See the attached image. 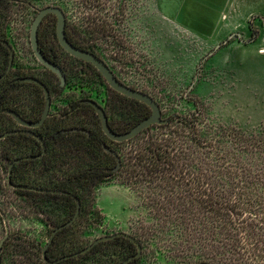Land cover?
<instances>
[{"label":"rangeland","instance_id":"374dc122","mask_svg":"<svg viewBox=\"0 0 264 264\" xmlns=\"http://www.w3.org/2000/svg\"><path fill=\"white\" fill-rule=\"evenodd\" d=\"M24 1L26 3L4 0L0 4V28H6L5 34L13 41L18 60L24 65L22 71L41 73L42 67L30 49L31 23L36 15L32 6H61L72 31L87 32L97 19L102 27V35L97 39L100 55L119 79L151 94L160 103L164 118L179 115L195 119L196 133L203 142L221 136L233 139L234 142L226 141L225 146L239 152L235 158L243 167L254 170L264 166V143L260 148L250 146L249 151L234 149L246 145L242 143L247 138L264 137V0ZM67 58L71 69L82 67L79 60ZM2 59L4 56L0 54V62ZM86 69L90 79L73 73L64 90L54 89L51 112L62 110L69 98H78L79 92L69 95L75 87L94 96L103 105L109 98V105L114 91L95 70ZM52 81L55 83L56 80ZM31 87L30 84L17 86L14 92L20 90L26 92L25 95L10 98L8 102L26 116L35 118L40 112L37 111V99L29 93ZM146 112V108L137 107L136 117L132 120L113 112L117 118L116 126L125 128L127 122L135 121ZM92 113L82 109L63 120L62 125H85L98 130ZM119 120L123 123H118ZM14 125L16 123L9 116H1L0 133ZM182 128V123L175 118L166 127H153L130 141L109 142L121 155L123 168L105 180L71 184L84 195L86 203L74 229L73 240L79 246L117 231L134 233L140 218L146 219L144 223L154 220L148 202V182L129 179L131 156L137 152L138 145L148 144L151 136ZM187 129L191 130L190 127ZM71 141L68 151H63L66 144L57 145L58 149L62 148L48 160L23 163L18 181L47 186L64 184L67 176L79 174L83 168L113 163L104 150L95 148L88 139L72 136ZM188 142L184 148L186 177L190 180L187 187L195 197L199 164L208 148L197 145L190 138ZM32 150V139L22 136L15 140L0 139V207L7 215L11 230V238L3 250V264H18L21 260L28 264L29 260L35 259L28 239L44 246L55 223L66 217L62 205L51 203L42 195L21 194L8 184L10 159L7 157L28 154ZM227 167H214L217 175L212 178L220 187L227 180H233L232 176L225 175ZM218 170L223 174H218ZM258 178L261 179L257 180L255 174L247 177L249 181L263 184L264 175ZM5 233V223L0 215V239ZM72 238L70 234L65 242ZM108 255L109 252L99 251L65 264H102ZM140 264L186 263L153 244L144 248Z\"/></svg>","mask_w":264,"mask_h":264},{"label":"trees","instance_id":"16d2710c","mask_svg":"<svg viewBox=\"0 0 264 264\" xmlns=\"http://www.w3.org/2000/svg\"><path fill=\"white\" fill-rule=\"evenodd\" d=\"M90 1L97 2V0ZM0 2L3 4V0H0ZM66 30L67 36L73 44L101 56L97 39L102 35V27L97 19L87 32L83 33L79 29L72 31L68 23ZM73 57L82 64L83 62L89 63L93 66L89 68L95 70L100 77L103 76L93 63L74 55ZM104 80H106L105 77ZM55 90L60 91L62 88L57 87ZM137 101V107L142 110L146 108L148 112L130 123L131 127L151 113V108L146 103L138 99ZM44 104L42 102L40 114L44 109ZM175 118H178V121L182 123V129L164 131L162 135L157 137L151 136L148 144L138 145L137 152L131 156L129 179L148 182V202L151 205V216L154 219L152 222L146 221L144 223L146 219L140 218L138 229L131 234L142 244L143 250L147 245L154 244L161 250L166 251L167 254L178 257L186 264L194 262L264 264V183L247 179V177L255 174L257 180H260L261 178L258 177L264 175V166L250 170L239 164L235 158L239 152L225 146L226 141L234 142L233 139H225L221 136L214 141L203 142L196 133L195 119L192 120L179 115L171 116L166 124H155L146 130L153 127H166ZM118 123L123 122L119 121ZM73 126L85 127L91 130L90 135L84 132H73V136L88 139L95 148L108 152L103 147L105 141L102 139L93 140L92 135L100 138L99 130L85 125ZM187 127H190L191 130H188ZM116 128L115 130L118 132L126 131L124 128L120 129L117 126ZM189 138L197 145L208 148V151L203 152L204 155L199 164L195 197H192L191 188L187 187L190 186V180L186 177L188 171H186L185 166L184 148L188 146ZM238 142L240 141L238 140ZM262 143H264L263 135L247 138L242 143L246 145H241L240 149L238 147L234 149L240 152L249 151L250 146L260 148ZM7 158L12 161L14 157L8 156ZM231 160L232 163H230ZM29 161L31 160H25V162ZM116 164L117 162L114 166ZM224 165L225 167L228 165V171L225 172V175L232 176L233 180H227L228 182L220 187L221 185L217 184L212 176L217 175L215 173L217 170L214 167ZM114 166L100 164L88 166L81 169L79 174L69 176L66 183L53 186L33 184L26 180L17 181L52 189L69 190L79 196L82 201V209L78 218L71 225L60 229L49 245L47 255L50 259H56L85 247L79 246V243L73 239L76 235L74 233L75 226L83 215L86 203L84 195L76 191L71 184L83 180L97 182L110 178L123 168V161L116 172L113 171ZM209 171L213 173L211 174ZM218 174L223 173L219 171ZM19 192L28 195H42L47 197L51 203L62 205V208L66 211V217L56 222L55 228L69 220L77 209V200L71 194L39 192L28 189H21ZM70 234L73 238L69 242H65ZM10 238L11 234L5 241L4 247ZM28 245L36 256L35 259L30 258L28 264H51L43 257V245L33 243L29 239ZM137 250L138 245L135 240L120 235L113 239L101 241L88 252L63 259L56 264H65L79 258L89 257L99 251L109 252L108 257L102 261V264H119ZM142 256L143 252L141 257L133 258L126 264H140ZM18 264H24V261L21 260Z\"/></svg>","mask_w":264,"mask_h":264},{"label":"flooded vegetation","instance_id":"af4514ba","mask_svg":"<svg viewBox=\"0 0 264 264\" xmlns=\"http://www.w3.org/2000/svg\"><path fill=\"white\" fill-rule=\"evenodd\" d=\"M13 1L26 3L24 0H20V1L19 0H13ZM32 8H34V10L36 11V15H37L38 8H41V7L35 8L34 6H32ZM31 25H32V23H31ZM66 25H67V21H66ZM5 29L6 28H0V38L7 40L9 42V44L11 45V47H9L8 44H6L2 40H0V54L4 56V59H2V61L0 62V76H2L0 79V100H1L0 118H1V116L6 115V116H9L16 123V125L9 127L3 133H5L9 130H13V129H19L21 131L9 133L5 137L0 138V139H13V140H15L16 137L18 138V136H22L25 138L32 139L33 150L28 154L18 155L14 158L11 157L12 161L17 157H21V156H25V155H36L35 158L23 159L20 162L15 163V165L13 166V169H12V173H11V177H12L13 182L19 183V182H17L18 181L17 178L21 172L20 171L21 165L25 162V160H31L29 162H32V163L36 162L38 160H48L50 158V156L53 155L54 152L60 151V149L62 148V147H60L58 149L57 145L66 144V146H65L66 149H64L63 151H68V149H70L71 146H69V145H72L71 138L73 136V134H72L73 132L66 131V129L69 127H73V126H69V127L64 126V125H62V122L67 117H70L72 113H75V112L80 111L82 109L91 110L93 112L92 114L95 116L94 125H96V127L100 131V134H99L100 138L96 137L95 135H92L93 140L98 141V139H102L103 141H105L108 144H109V142H112L113 144L122 143V142H118V141L110 139L104 133L102 125H101L100 117L97 114L95 108L91 104L86 103L84 100L94 99L97 102H99V101L94 96H90L88 93L83 92L82 89H78L76 87L70 90L69 95L71 96V95L76 94L75 92H79L80 95L78 96V98H73V97L69 98L67 100L66 106L62 110H57V112H51V109H50V114L43 124H41L40 126L35 127V128H29L27 126L20 125L15 120L13 115H11L9 112H7L5 110L6 108H11V109L18 111L24 118L29 119V120H38L41 117L43 110H42L41 114H38L37 117L33 118L30 116H26L17 107H15L12 103H9L8 100L10 98H13L15 96H18V98H22L26 93V92H22L20 90H18L17 92H14L17 86H19V85L21 86L22 84L23 85L24 84H30L32 86L29 93H31L33 96H35V98L38 101L37 102L38 103L37 104L38 105V107H37L38 112L40 111L42 102L45 103V101H46L44 89L42 88V86L39 85L38 83L34 82V81L24 80L23 78L28 77V76H34V77L40 79L41 81H43L48 86V88L50 90L51 98H52V104H51V107H52L53 106V100H54L53 96H52V92H54V89L59 87V88H62V90H64L68 86V84L70 83V79H71V76L73 73H74V75L77 74V76H79V74H81L80 76L82 78H86L87 80L90 79V74L88 75L86 68H89L91 65L89 63L83 62L82 67L78 69L79 72H78V70L71 69V67L69 66L70 62L68 61L67 57L68 56L71 58H74V57L72 54H70L61 45V43L59 41V38L57 35V16L54 13L47 14L43 18V20L41 21V23L39 25V29H38L39 47H40L42 53L45 55L46 58H48L52 62H55L60 67H62V69L64 70L65 75H66V83L64 85H61V80L59 78V75L56 72H54L53 70H51L50 68H48L47 66H45L39 60L38 61L40 62L41 66H42L40 68L41 73L30 74V73H26L25 71H22L24 68V65L20 60H18V51H17L13 41L11 40L10 36L5 34ZM30 31H31V29H30ZM66 35H67V30H66ZM30 44H31V40H30ZM30 49L34 53L32 44H31ZM12 52H14V58L12 61V65L10 67ZM34 55H35V53H34ZM91 67H93V66H91ZM101 78L104 79L103 76H101ZM53 79L56 80V81H54L55 83H53V81H52ZM112 90L114 91V94L111 97V102L109 103V105H108V102L110 101L109 98L106 100L105 105H103L100 102L99 103L104 106L106 113H107V116H108V119H109V123H110L111 127L115 130V129H117L116 128L117 118L114 116L113 112L119 113L120 116L122 115L124 118L129 116V120H132L134 117H136L138 101L136 98L128 97L127 95L115 90L114 88H112ZM106 96L108 97V94ZM122 101L124 104H122ZM55 115H56V117H53ZM89 118H91V117H89ZM92 119H93V117H92ZM130 123H132V121L127 122L128 126L124 128L125 130H128L131 127ZM88 127H90V126H88ZM115 131H117V130H115ZM3 133H0V134H3ZM37 135H41L43 140L39 139L37 137ZM44 145H45V148H44ZM111 147H113L112 144H111ZM107 153L109 154L110 158L113 161V163L110 164V167H112L117 162L116 155L111 153V152H107ZM12 161H10V163ZM10 163H9V167H10ZM9 167H8V184H9ZM110 172H113V171H110ZM68 177L69 176H67L66 179ZM14 189L17 190L18 192H19V190H21V189H16V188H14ZM21 194H24V193H21Z\"/></svg>","mask_w":264,"mask_h":264},{"label":"water","instance_id":"95a60500","mask_svg":"<svg viewBox=\"0 0 264 264\" xmlns=\"http://www.w3.org/2000/svg\"><path fill=\"white\" fill-rule=\"evenodd\" d=\"M49 13L56 14V16H57V35H58L59 41H60L61 45L70 54H72L78 58H81L83 60H86L88 62L93 63L98 68V70L102 73V75L106 78L107 82L109 83V85L112 88H114L115 90H117V91H119V92H121V93H123L129 97L136 98V99L146 103L151 108V113L148 116L141 119L139 122H137L135 125H133L130 129L123 131V132H118V131H115L111 127L107 113H106V110H105L103 105H101L99 102H97L94 99L84 100L86 103L91 104L95 108L97 114L100 117V121H101L103 131L110 139L118 141V142H124V141L130 140L132 138H135L140 133H142L144 130L148 129L149 127H151L155 124L161 125V124H166L168 122L169 118L163 117V112H162V108H161L160 103L151 94L123 82L121 79H119V77L115 74V72L110 67V65L101 56L97 55L96 53H94L91 50H88V49H85V48H82V47H79V46L73 44L68 39V37L66 35V21H67L66 12L64 11V9L61 6L50 4V5H46L44 7L38 8V13L35 16V18L33 19V22L31 25L30 40H31V44H32V47H33V50H34V53H35V56L37 57V59L41 63H43L45 66H47L48 68H50L51 70H53L54 72H56L59 75V78L61 80V85H64L66 83V75H65L64 70L58 64H56L55 62H52L48 58H46L45 55L42 53L40 47H39V39H38L39 25H40L41 21L43 20V18ZM0 40H2L6 44H8L9 47H11V45L9 44V42L7 40L1 39V38H0ZM13 58H14V52H12V54H11L10 67L12 65ZM1 77L2 76H0V79H1ZM23 79L28 80V81H34V82L38 83L39 85H41L42 88L44 89L46 101H45V106H44L43 112L41 114V117L38 120H29V119L24 118L18 111L14 110V109L6 108L5 110L7 112H9L11 115H13L15 120L20 125L27 126L29 128H35V127H38L41 124H43L50 114V109H51V104H52L51 93H50L48 86L38 78H36L34 76H28V77H25ZM0 106H1V100H0ZM19 131H21V130H19V129L9 130L3 134H0V138L5 137L9 133L19 132ZM66 131L84 132V133L89 134V135L91 134L90 129L85 128V127H80V126L69 127L66 129ZM37 137L39 139L43 140L41 135H37ZM103 147L106 151L111 152V153L116 155L117 164H116V166L113 167V171L114 172L118 171L122 165L121 156L119 155L117 150H115L113 147H111L106 142L103 143ZM44 148H45V145H44ZM35 157H36V155H25V156L15 158L10 163L9 184L13 188H16V189H28V190H35V191H39V192H61V193L71 194L77 200V209H76V212L74 213V215L69 220L62 223L58 227H56L53 230V232L51 233L46 244L42 247L43 257L47 262H50L51 264H56L57 262H59L63 259H67L70 257H74L77 255L86 253L89 250H91L99 242L109 240V239H113V238L120 236V235L135 240L137 245H138V250L134 254H131L130 256H128L127 258L122 260L119 264H126L133 258L141 257L142 252H143L142 244L139 241H137L131 233L126 232V231H117V232H114L111 234L99 236V237L95 238L92 242L87 244L85 247H83V248H81L75 252L65 254V255L58 257L56 259H50L47 255V249H48L49 245L51 244L55 235L57 234V232L60 229L64 228L65 226L71 225L78 218V216L81 212V209H82V201L79 198V196H77L76 194L72 193L69 190L52 189V188L41 187V186H36V185H32V184L13 182L12 177H11V173H12V169H13V166L15 165V163L20 162L23 159L35 158ZM0 215L2 216V218L4 220L5 228H6L5 235L0 239V264H3V247H4L5 241L9 238V236L11 234V230H10L7 215L5 214V212L3 211V209L1 207H0ZM191 264H212V263L194 262Z\"/></svg>","mask_w":264,"mask_h":264}]
</instances>
